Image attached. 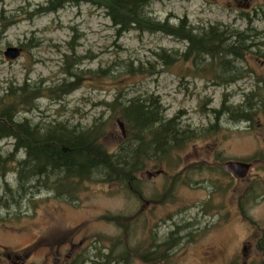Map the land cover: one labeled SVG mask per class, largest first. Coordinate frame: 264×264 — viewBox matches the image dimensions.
I'll return each instance as SVG.
<instances>
[{"label": "rangeland", "instance_id": "1", "mask_svg": "<svg viewBox=\"0 0 264 264\" xmlns=\"http://www.w3.org/2000/svg\"><path fill=\"white\" fill-rule=\"evenodd\" d=\"M48 1L0 0V95L23 83L53 89L76 82L61 99L42 92L37 107L20 117L83 129L101 125L102 141L114 151L133 133L127 124L122 132L126 121L106 104L154 95L167 118L178 115L197 133L211 126L215 132L147 163L137 174L138 192L93 178L63 186L75 188L70 195L28 186L19 196L18 165L9 160L14 140H2L0 264H102L104 254L120 264H264V112L252 122L216 112L223 104L244 106L249 93L260 110L255 100L264 99V0H154L147 7L155 19L169 17L175 25L186 19L198 29L250 27L254 54L234 61L243 73L235 82L196 73L182 58L186 41L135 29L119 36L106 11L87 2L38 13ZM9 47L20 48V55L8 58ZM162 49L173 54L171 66L156 55ZM130 64L154 65L159 73L130 74ZM228 160L255 163L248 178L236 179L224 170ZM173 230L179 240L159 248L162 260L143 258Z\"/></svg>", "mask_w": 264, "mask_h": 264}, {"label": "trees", "instance_id": "2", "mask_svg": "<svg viewBox=\"0 0 264 264\" xmlns=\"http://www.w3.org/2000/svg\"><path fill=\"white\" fill-rule=\"evenodd\" d=\"M154 0H49L40 6V12H57L66 5H79L83 2L102 8L117 28V33L132 29L140 32H163L188 43L186 51L182 54L184 61H191L196 73L203 72L211 79H226L225 82H235L243 76L234 61L243 60L248 54H254L249 44L253 35L247 30L240 31L224 24H212L208 27L193 28L186 19L178 24H172L170 18L158 20L148 14L147 7ZM4 26V30H6ZM156 55L163 60V65L171 66L174 57L166 49ZM261 58H264L261 57ZM72 63L68 61L71 69ZM100 71V70H99ZM101 71H105L102 70ZM130 74L149 75L158 74L154 65L147 68L143 65L135 67L129 65ZM134 72V73H133ZM72 75V73H70ZM76 82H64L60 87L48 89L42 85L23 83L19 87H11L5 95H0V142L6 138L14 140V152L9 160L17 163L15 181L19 196L26 195L28 186H39L54 189L60 195H70L75 188H62L66 184L76 185L93 178L104 183H113L125 186L128 190L140 191L137 174L151 161L162 159L171 150L179 149L193 142L199 137L215 132L211 128L197 133L190 126H184L179 116L167 118L161 100L154 95L146 98L135 96L129 100H120L107 103L113 111L118 112L125 126L131 130L114 151H109L103 143V129L101 125L83 129L71 126L66 122L52 121L46 124L34 123L28 117H20L22 112L34 110L36 101L46 93L52 94L53 99H61L71 93ZM77 87V86H76ZM264 92V87H262ZM46 92V93H42ZM253 93L246 95V104L239 106H226L223 104L218 114L227 113L240 121H254L257 112H264V99L255 100L260 110L253 106ZM255 105V104H254ZM126 132V129H125ZM19 152L24 157L18 159ZM3 160V156H0ZM5 166L0 163V169ZM6 169V168H5ZM33 183V185H28ZM11 190L9 185H6ZM1 197V196H0ZM120 220V217H115ZM123 219V218H121ZM126 219V218H124ZM121 224V220L119 221ZM124 225V224H121ZM177 230L161 243L156 244L154 251L143 255L147 260H156L165 257V253L158 254L159 248H171L179 238L175 237ZM105 262L102 264H120L112 254H104ZM98 264V263H97Z\"/></svg>", "mask_w": 264, "mask_h": 264}, {"label": "water", "instance_id": "3", "mask_svg": "<svg viewBox=\"0 0 264 264\" xmlns=\"http://www.w3.org/2000/svg\"><path fill=\"white\" fill-rule=\"evenodd\" d=\"M21 49L16 47H9L5 51V55L8 58L15 59L20 55ZM122 132H125L124 124L120 122ZM255 162H248L243 160H228L224 163V170L232 174L236 179H246L250 175V171Z\"/></svg>", "mask_w": 264, "mask_h": 264}, {"label": "flooded vegetation", "instance_id": "4", "mask_svg": "<svg viewBox=\"0 0 264 264\" xmlns=\"http://www.w3.org/2000/svg\"><path fill=\"white\" fill-rule=\"evenodd\" d=\"M241 205H242V197H239L238 198V206L240 207V209H241ZM249 249V246H243V251H246V250H248Z\"/></svg>", "mask_w": 264, "mask_h": 264}]
</instances>
